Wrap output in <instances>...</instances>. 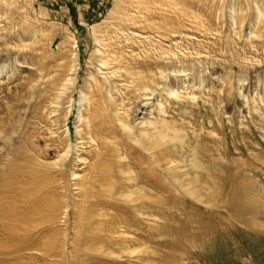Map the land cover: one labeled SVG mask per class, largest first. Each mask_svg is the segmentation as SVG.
Segmentation results:
<instances>
[{"label": "rangeland", "instance_id": "374dc122", "mask_svg": "<svg viewBox=\"0 0 264 264\" xmlns=\"http://www.w3.org/2000/svg\"><path fill=\"white\" fill-rule=\"evenodd\" d=\"M263 191L264 0H0V264H264Z\"/></svg>", "mask_w": 264, "mask_h": 264}, {"label": "bare ground", "instance_id": "6f19581e", "mask_svg": "<svg viewBox=\"0 0 264 264\" xmlns=\"http://www.w3.org/2000/svg\"><path fill=\"white\" fill-rule=\"evenodd\" d=\"M76 68V67H75ZM112 69V68H111ZM73 81V80H72ZM69 82V81H68ZM83 98H84V96H81V99H80V103L83 101ZM80 105V104H79ZM140 122H141V120H140ZM143 128V127H142ZM154 130L155 129H153L152 131V133H154ZM162 130V129H161ZM164 131V130H163ZM152 133L150 134V135H152ZM155 136H157V137H163L164 136V134L163 133H161V132H156L155 134H154ZM201 167V166H200ZM218 169V168H217ZM227 170V169H226ZM226 170H224V171H226ZM202 171H203V174L201 175V176H197L198 178H202V180H203V183L202 184H200L199 182H197V180L196 179H194L195 181H196V183H195V185H193V187H194V189H193V192L194 193H196V192H198V191H204V192H209V195H208V197L210 196V202L211 203H213V204H215L216 206L218 205V204H220L221 206H223V207H225V208H227V207H230V208H233V209H235V210H241L243 213L245 212V213H247V215H248V213H253V210H254V208H255V205H256V203H254V197H253V194L254 193H250V191H251V189H254L253 187V185H254V183L252 182V180L251 179H246V177L242 180L243 182H242V187H239V188H231V189H228L227 191H225V189H224V187H223V185L220 183V182H218L217 180H215V178L213 177V175L215 174V173H213V175H212V173H211V170L207 167V168H204L203 167V169H202ZM218 172V171H217ZM227 173V172H226ZM10 175V172H7V176H9ZM13 175V174H12ZM226 175V174H225ZM118 176V175H117ZM124 176V175H123ZM218 176H220V174H218ZM218 176H216V177H218ZM10 177V176H9ZM13 177V176H12ZM126 177V176H125ZM230 176H229V174L227 173V175L225 176V179L228 181H230ZM15 179V178H14ZM127 179V178H126ZM223 179H224V177H223ZM242 179V178H241ZM124 180V179H123ZM194 180L192 181V183L194 182ZM225 180V181H226ZM7 181V180H6ZM121 181H122V178H121ZM127 181H128V179H127ZM220 181V180H219ZM240 181V180H239ZM129 182V181H128ZM7 183H9V182H7ZM7 183H6V185H7ZM125 183V182H124ZM241 183V182H240ZM10 184V183H9ZM236 184H237V182H236ZM226 185V184H225ZM131 187V186H130ZM232 187V186H231ZM227 188V187H226ZM191 192V191H190ZM252 192V191H251ZM255 192V191H254ZM201 193V192H200ZM239 193L242 195V199H240V200H238V196H239ZM256 193V192H255ZM258 193V192H257ZM263 193H264V191H263ZM192 195V194H191ZM254 195H258V194H254ZM257 197V196H256ZM240 198V197H239ZM253 199V204L251 203V205L249 204L250 203V200H252ZM257 199V198H256ZM256 199H255V202H256ZM258 201H260V200H258ZM257 201V202H258ZM259 203V202H258ZM257 203V204H258ZM262 204V203H261ZM254 205V206H253ZM259 205H257V207H258ZM264 206V205H263ZM257 207H256V209H257ZM261 207V206H260ZM5 208V207H4ZM10 208V207H9ZM144 208V207H143ZM253 208V209H252ZM258 209H259V207H258ZM262 209V208H261ZM263 209H264V207H263ZM262 209V210H263ZM7 211H8V215L9 214H11V210H9V209H6ZM263 212H264V210H263ZM251 213H250V215H251ZM259 213H260V211H259ZM258 212L256 213V215H258L259 214ZM1 214V213H0ZM238 215H240L239 217L241 218V217H243V216H241V214L238 212L237 213ZM246 215V214H245ZM254 215V214H253ZM264 215V214H263ZM259 216V215H258ZM258 216H256V217H258ZM260 216H262V215H260ZM238 217V216H237ZM249 217V216H248ZM253 217V216H252ZM239 218V219H240ZM253 218H255V217H253ZM263 218V217H262ZM241 220H243V219H241ZM6 221V220H5ZM250 221L251 220H249V223H250ZM245 222V221H244ZM247 222H248V220H247ZM255 222V221H254ZM260 222V221H259ZM259 222H257V223H259ZM252 224V223H251ZM253 225V224H252ZM259 225V224H258ZM257 225V226H258ZM1 226H4V225H1ZM246 226H251L250 224L248 225V224H246ZM245 226V227H246ZM256 226V227H257ZM260 227V226H259Z\"/></svg>", "mask_w": 264, "mask_h": 264}]
</instances>
